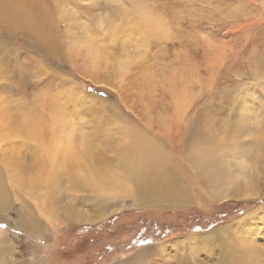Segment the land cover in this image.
I'll list each match as a JSON object with an SVG mask.
<instances>
[{
	"label": "rangeland",
	"instance_id": "rangeland-1",
	"mask_svg": "<svg viewBox=\"0 0 264 264\" xmlns=\"http://www.w3.org/2000/svg\"><path fill=\"white\" fill-rule=\"evenodd\" d=\"M39 7L49 10L54 25L55 38L46 37L51 41L47 53L34 36L0 21L3 110L21 116L43 92L46 99L39 113L49 110L42 113L45 121L56 110L68 127L72 123L77 130L96 129L100 135L108 130L113 140V121L121 119L151 138L150 126L154 132L169 128L175 145L158 139V146L175 161L166 166L173 178L162 188L175 194L149 203L133 180V194L99 205L89 192L66 184L65 177L60 190L39 191L17 180L16 169L25 171L29 164L21 163L26 157L34 160L30 156L35 150L26 149L23 136L13 133L4 143L7 153L0 151L1 200L8 204L0 210V231L7 237L0 244V264H119L141 250L210 234L239 218L259 229L264 226V0H42ZM98 14L105 16V27L98 25ZM160 23L163 28L158 30ZM67 25L74 32L89 27L96 49L88 52L70 41ZM2 43L22 54L4 50ZM120 62H129L125 74ZM22 66L32 83L20 81L21 90L12 85L20 79ZM9 87L13 93L1 92ZM181 125L188 128L187 140L195 135L200 143L204 138V148L214 158L211 162L204 153L207 160L197 172L181 154L186 148ZM91 141L96 163L114 162L112 153L101 150L102 141ZM14 154L19 157L12 166ZM217 190L224 192L213 199L211 192ZM181 194L190 204L179 203ZM140 197L144 202H137ZM79 214L96 221H78L74 215ZM186 257L187 252L177 256L180 263L169 264H186ZM215 257L214 252H201L198 261L215 264Z\"/></svg>",
	"mask_w": 264,
	"mask_h": 264
},
{
	"label": "bare ground",
	"instance_id": "bare-ground-1",
	"mask_svg": "<svg viewBox=\"0 0 264 264\" xmlns=\"http://www.w3.org/2000/svg\"><path fill=\"white\" fill-rule=\"evenodd\" d=\"M41 1L42 0H0V21L4 22L5 24H11V27H8L11 30L18 29L23 33L34 36V39L42 47L43 53H47L48 49H50L49 46L51 45V41L46 37L48 35L50 38V34L52 35L51 37H54V25L51 24L52 22L49 20V10L45 9V11L42 12V9L39 7V3ZM4 3L8 4L4 5ZM143 12L142 14H144ZM62 19L63 21L67 22L63 16ZM162 20L160 21L164 22ZM157 22H159V20ZM97 23L100 27H105V16H101L100 14H98ZM153 24L155 26L157 25L154 21ZM68 27L70 26L67 25L66 32L68 34L67 37L69 36L70 41H72L73 43H77L79 46H85L84 48H86L88 52H93L96 49V40L93 38L90 31L87 30L89 29V27L85 26V28H83L82 30L80 29L79 32H74ZM161 27L163 28V25H161L160 23L158 26L159 29H157L161 30ZM2 45L3 49L9 50V52H20L19 50L7 48L4 43H2ZM20 53L22 54V52ZM102 59L105 60V56H102ZM126 63L120 62V69L122 70H120L121 74H125L128 69L129 62ZM19 72H21L19 75L20 79L15 83V85L12 86L22 90L24 89L23 80H28V83L30 81L28 79L30 78V73L29 70H24V66L20 68ZM41 73L43 74L42 71L38 70V77L42 76ZM20 81H23V83H21ZM43 83H46L45 80H43ZM10 88L11 87H9L8 90L6 88H1V92L5 94L13 93ZM41 93H38L36 95L34 102H29L30 105L25 104L27 107L29 106V109L27 113H24L21 116L18 115L20 113H14L12 111L6 112L7 109L6 111H4L3 109L5 107H2V105H0V151H4L5 153H7L8 146L4 145V143H7L11 140L10 135L13 133H18V135L23 136V139L27 141L26 149L31 148V150H35V152L32 153V156H30L32 158H35L34 160L31 158L29 160V158L26 157L21 163L29 164L24 165L26 170L19 171L18 168L16 169L19 174L17 178L18 181L28 182L32 187L38 188L39 191H42L41 188L45 187L47 191L52 192L53 190H60L59 188L61 186V183L63 186L62 178L65 177L64 179L66 181V184H70L72 187L77 188L78 190L84 189L86 192H89L93 197H95L96 200H98L99 205H102L106 201L111 202L110 200H119L133 194L131 185L133 180L137 182V190H139V193L142 192V195H145V201L151 200V203L155 204L154 198L158 196H174L175 192L170 191L169 193H164L162 188L164 185H167V182L171 181L173 178L172 173L170 174V171L166 170V166H174L175 161L173 158L170 159V156L163 152L158 146V139L163 142L164 145H175L173 143L175 137H173L174 135L173 133H171L169 128L164 132L159 131L160 129L154 132L153 127L150 126L149 129L154 133L152 135L155 137L151 138V134L149 132H146V130L131 126V123L128 120L121 119L119 121H116V123L113 121V124H116L115 126L117 128L115 129V131H113L117 139L113 140L111 135H107L108 130L106 133L104 132V134L100 135V133L97 132L96 129L86 130L84 128V130L86 131L77 130L76 126L72 123L70 124V127H68L63 123V114L57 112L56 110L53 111V114H51L50 112L49 116L47 115V117H49V121H45L46 118L44 119L42 117V113H46L49 110L42 109V113H39V108L44 107L43 104L45 103L44 100L46 99L44 97L46 94L41 95ZM50 95L48 96L51 97ZM52 97H54L53 94ZM58 97H60V95H58ZM177 98L179 99L178 96ZM177 98L176 101L178 106H176L177 109H180L179 106L181 100L179 102ZM176 111L178 114H180V110ZM183 125L180 126V129L184 136H186V138H183V143L186 148L181 150V154L182 156L186 154L185 162L187 161L188 166L193 172H197L198 170L203 169L204 163L207 160V156L208 159L211 160V162H214V158L213 156H211L208 150L209 148H204V138H200L203 143L202 141L199 143V138H197L195 135L193 137L190 136L191 138L187 140L188 128ZM172 127L173 124L170 128ZM182 135L180 136L183 137ZM91 140L102 141L100 146L102 148L101 150H103L104 153L108 155L112 153L114 155V158H112L114 159V162H109L107 160V162L104 163L102 160L97 161L96 163L94 161L96 153L94 154L93 152L95 144ZM254 143L252 142V144ZM12 144L14 143L12 142ZM187 149L190 151L187 152ZM204 153H206L207 156ZM14 155L15 157L13 159V164H11L12 166L16 165L14 164L16 162L15 158L19 157L17 154ZM27 158L29 160L28 163L26 162ZM217 164L219 163L217 162ZM250 169L251 168H249L248 170ZM141 172H144L143 176L141 175ZM175 174L176 170L174 172V175ZM1 177L0 210L5 211L7 210L8 204L7 201L1 200V197L4 195L3 192H5V189L2 188L3 181ZM243 177L245 178V174ZM175 178L177 179V176ZM9 179L12 178L9 177ZM179 182L180 183H178V185L181 184V181ZM50 183L52 184L50 188L53 187L51 190L48 186ZM245 183L243 182V185H245ZM247 186L245 187L247 188ZM217 187L221 186L217 185ZM213 192H211V197L213 199H219V193L222 194L224 191L217 190L214 194ZM82 193L84 192L82 191ZM178 201L179 203L185 205L190 204V198L184 194H181V196L178 198ZM137 202H144L143 197H140ZM74 217L81 222H88L91 220L90 217H84V214H79L78 216L74 215ZM91 221L95 222L96 220L92 218ZM5 238H7L6 235L0 231V244L7 243V241H5ZM186 252L188 255V257L185 258L186 264H204V262L202 263L201 258V262L198 261L201 252H205L206 254H212L214 252L216 254V257L214 259L215 264H264V226L259 229V226H253L247 221L239 218L237 223H231L230 225L222 226L218 230L210 234H192L180 240H173L167 243L164 242L156 247L141 250L136 256H134V258L130 260L128 259L124 262L122 261L119 264H152L153 261L158 262V264H169L170 261L180 263L176 259L177 256L180 254L183 255Z\"/></svg>",
	"mask_w": 264,
	"mask_h": 264
},
{
	"label": "crops",
	"instance_id": "crops-1",
	"mask_svg": "<svg viewBox=\"0 0 264 264\" xmlns=\"http://www.w3.org/2000/svg\"><path fill=\"white\" fill-rule=\"evenodd\" d=\"M161 203H164V202H159V203H156V204L160 205ZM237 222H238V221H237ZM237 222H232V223H237Z\"/></svg>",
	"mask_w": 264,
	"mask_h": 264
}]
</instances>
